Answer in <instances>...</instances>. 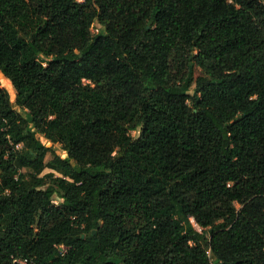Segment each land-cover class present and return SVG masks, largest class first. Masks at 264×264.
I'll use <instances>...</instances> for the list:
<instances>
[{
    "label": "trees",
    "instance_id": "16d2710c",
    "mask_svg": "<svg viewBox=\"0 0 264 264\" xmlns=\"http://www.w3.org/2000/svg\"><path fill=\"white\" fill-rule=\"evenodd\" d=\"M0 72V264H264V0H0Z\"/></svg>",
    "mask_w": 264,
    "mask_h": 264
},
{
    "label": "rangeland",
    "instance_id": "374dc122",
    "mask_svg": "<svg viewBox=\"0 0 264 264\" xmlns=\"http://www.w3.org/2000/svg\"><path fill=\"white\" fill-rule=\"evenodd\" d=\"M79 1H81V0H79ZM95 27L96 26H94V25L92 26L93 31L95 30ZM199 73H200V70L198 68H195L194 76L198 75ZM0 85L8 90V92L10 94V99L13 101L14 97H15V91H14L11 83H8L6 80H4V76L1 72H0ZM47 145H50V143L48 142ZM53 148L56 151V153L61 154V156H65V152H64V150L61 149L59 143H54ZM51 158H52V153L49 152L46 155L45 160L49 161V160H51ZM47 172H53L55 175H60L59 173H57L56 171H53L52 169H50L48 167L44 168V170L42 171V173H47Z\"/></svg>",
    "mask_w": 264,
    "mask_h": 264
},
{
    "label": "built area",
    "instance_id": "2783aa9c",
    "mask_svg": "<svg viewBox=\"0 0 264 264\" xmlns=\"http://www.w3.org/2000/svg\"><path fill=\"white\" fill-rule=\"evenodd\" d=\"M55 203H57V200L55 199V200H53ZM65 248H66V246L65 245H59V249L60 250H62V251H64L65 250Z\"/></svg>",
    "mask_w": 264,
    "mask_h": 264
}]
</instances>
